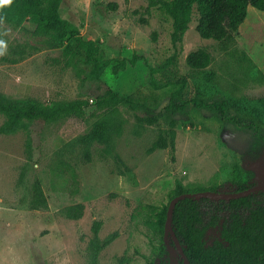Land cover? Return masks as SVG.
<instances>
[{"label": "rangeland", "instance_id": "374dc122", "mask_svg": "<svg viewBox=\"0 0 264 264\" xmlns=\"http://www.w3.org/2000/svg\"><path fill=\"white\" fill-rule=\"evenodd\" d=\"M165 1L60 0L58 9L103 58L143 52L157 70L155 87L142 65L117 75L111 66L92 72L71 41L52 46L31 18L5 21L0 7V93L16 102L88 104L85 119L0 134V264H174L170 252L158 253L159 238L147 236L143 222L152 207L170 202L176 180L224 193L236 182H264V108L257 103L264 98V11L249 6L237 30L219 41L197 33L193 7L174 42ZM201 49L211 62L192 68L187 57ZM108 89L135 106L99 110L97 97ZM174 98L187 103L182 112L167 109ZM196 98L226 101L227 116L194 106ZM171 120L174 150L150 152ZM5 121L0 113V126ZM79 203V219L62 213ZM226 216L205 232L207 245L220 238ZM95 221L102 222L100 240L118 234L96 256Z\"/></svg>", "mask_w": 264, "mask_h": 264}, {"label": "trees", "instance_id": "16d2710c", "mask_svg": "<svg viewBox=\"0 0 264 264\" xmlns=\"http://www.w3.org/2000/svg\"><path fill=\"white\" fill-rule=\"evenodd\" d=\"M60 0H11L9 5L1 7V17L5 21L20 24L31 18L36 33L46 35L47 42L52 46L71 41L75 53L84 58V63L94 73L103 72L111 66L113 74H122L129 70H137L141 65L148 69L150 83L155 87L157 70L148 64L145 54L135 50L130 56L118 60L103 58V52L93 40H85L77 27L64 20L59 14ZM116 7L115 4H110ZM264 11V0H167L162 4L165 13L172 19V39L178 41L188 29L193 7L198 13L197 33L204 39L225 40L231 32L237 30L244 21L248 7ZM211 57L205 50H197L187 57L189 66L195 69L206 68ZM79 64L76 61L75 67ZM196 107L213 109L222 117L227 116V102H205L196 98L192 100ZM264 108V98L259 100ZM98 109L115 108L117 106H135L132 99L119 97L109 89L97 97ZM186 104H178L175 98L167 106L170 111L182 112ZM87 102L82 101H46L28 100L16 102L0 93V113L6 121L0 126V134H13L19 130H28L35 123L50 124L68 117L87 118ZM99 128V126H97ZM175 121H170L166 136H160L149 151L175 148ZM71 172L72 168L64 163ZM256 183L236 182L232 192L244 191ZM217 191L216 186L187 187L176 180L170 200L182 193ZM262 197V199H258ZM40 196L36 197L38 203ZM169 200V201H170ZM45 204L44 200L41 201ZM169 202L152 207L150 214L143 222L147 236L159 238L158 253L167 255L170 252L174 264H185L178 252L172 237L169 235V247L164 242L165 221ZM36 206V205H34ZM214 206V208H213ZM83 204L66 207L63 214L69 219H79L83 214ZM227 214L221 230V236L211 245L204 240L209 227L218 224V215ZM172 229L181 245L189 264H264V189L247 196L231 200H212L208 198H183L174 206ZM101 221H95L92 227L94 239L91 246L96 256L98 252L110 245L117 237L112 233L104 240L98 237ZM175 251V254H173ZM164 262L162 261V263Z\"/></svg>", "mask_w": 264, "mask_h": 264}, {"label": "water", "instance_id": "95a60500", "mask_svg": "<svg viewBox=\"0 0 264 264\" xmlns=\"http://www.w3.org/2000/svg\"><path fill=\"white\" fill-rule=\"evenodd\" d=\"M264 189V182L262 183H258L244 191L241 192H236V193H224V192H219V191H207V192H194V193H182L178 196L173 197L169 204H168V208H167V215H166V221H165V230H164V242L165 245H167L169 247V235L172 237L175 246L178 250V252L180 253L182 259L184 260L185 264H189L188 259L186 258V255L181 247V245L179 244L177 238L175 237V234L173 232L172 229V224H171V219H172V213H173V209L175 204L177 203V201L183 199V198H208V199H212V200H231V199H238L244 196H247L251 193H255L258 192L259 190ZM173 254H175V251H173Z\"/></svg>", "mask_w": 264, "mask_h": 264}, {"label": "clouds", "instance_id": "9594fccd", "mask_svg": "<svg viewBox=\"0 0 264 264\" xmlns=\"http://www.w3.org/2000/svg\"><path fill=\"white\" fill-rule=\"evenodd\" d=\"M11 3V0H0V7H4L6 5H9Z\"/></svg>", "mask_w": 264, "mask_h": 264}]
</instances>
